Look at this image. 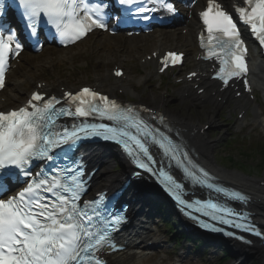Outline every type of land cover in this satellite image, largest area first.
<instances>
[{
  "label": "snow or ice",
  "instance_id": "snow-or-ice-1",
  "mask_svg": "<svg viewBox=\"0 0 264 264\" xmlns=\"http://www.w3.org/2000/svg\"><path fill=\"white\" fill-rule=\"evenodd\" d=\"M118 3L135 5V14L144 20L149 19L145 13L158 10L146 5L175 11L174 5L166 0H118ZM15 4L30 35L37 36L48 28L64 44L81 41L95 28L107 30L109 27L106 11L109 5L103 0H15ZM3 9L0 0V16ZM234 10L264 46V0H241V6ZM199 16L205 28L199 35L203 59L218 62L214 65L213 78L221 81L224 87L234 79L243 78L250 91L246 79L249 71L247 46L233 15L218 0H207L206 8ZM16 37L13 29L0 26V89L5 87L9 60L22 51V44ZM182 57L183 53L175 51L164 53L159 58V70L164 71L169 64L181 63ZM121 74L120 70L116 71L117 76ZM197 75L191 72L188 79ZM142 111L149 113L152 121L158 120L167 128L163 115L153 114L151 109L143 106L124 105L91 87L65 92L61 98L46 97L45 93L36 91L25 105L0 111V172L16 169L28 178L20 191L0 198V264H106L100 253L106 246L115 250L111 233L117 230L124 217L103 207V195L91 201L83 199L85 172L75 162V166L49 169L50 175L43 170L31 171L33 161H53L57 150L67 160L68 152L78 141L93 137L117 142L140 169L158 175L168 193L189 210L186 214L197 220L201 227L228 236L236 235L217 227L216 223H219L262 235L247 214L213 200L192 202L183 198L185 185L166 171L163 163L158 171L154 168L158 162L150 153V144L162 150L170 162H175L184 178L194 185L232 200H246L242 193L229 192L214 183L211 174L194 162L172 135L145 119ZM63 117L79 118L80 122L67 127L58 123ZM90 117L111 123H92L88 120ZM237 238L244 240L243 236Z\"/></svg>",
  "mask_w": 264,
  "mask_h": 264
},
{
  "label": "rangeland",
  "instance_id": "rangeland-1",
  "mask_svg": "<svg viewBox=\"0 0 264 264\" xmlns=\"http://www.w3.org/2000/svg\"><path fill=\"white\" fill-rule=\"evenodd\" d=\"M164 29L167 28L161 29L162 31L160 32H165ZM184 35L186 34L179 29L177 37L172 38L168 44L172 47H177L185 39ZM91 45L92 42L90 40L73 49H69L66 55L72 54V59L71 57H62L63 59L59 61V59L55 58L48 64H42V67L36 70L34 80L31 81L28 86L23 87V89L32 88L31 86L35 80L40 78L50 81L49 84H54L55 86L60 80H66L73 86L86 82L91 83L97 78L106 77L104 76L106 72L110 70L114 63H118L125 67L126 70L133 72L132 74L137 75L136 77L130 78L138 94H140V98L138 97L139 101L153 106H160V99L163 96L168 100L166 107L171 114L176 113L182 117H186L191 121H195L199 126L210 122L211 128L208 129L207 134L213 142L212 152L216 165L228 172H236L253 180H264V165L260 163L262 156L255 151L256 149L251 155H248L249 157H245L240 153L242 150L241 147L225 146L232 134L236 135L238 141L247 139L245 142L249 144L253 142L264 143V129L257 127L256 117L253 112H250L246 122L238 125V122L235 119L232 120L230 112L227 111V105L214 107L209 102L206 104H199L189 97L184 100L180 99L175 92L178 85L173 83L174 77L171 74L162 76L156 75L153 73L154 69L152 67L147 66L143 69L138 63L137 58L139 55L149 52L153 45L147 46L144 51H133L128 55L125 54L126 56L121 54L117 55L116 58H111L108 62H106L105 57L108 49L107 46L101 45L96 48L92 47L91 49ZM59 51L63 55L62 50ZM47 52L48 50L39 56L41 60L48 59ZM191 61L192 58L188 57V63ZM146 71L153 72L150 76H146ZM183 72L184 71L180 73L182 74ZM112 82L114 83V80L109 78V81H107L103 87L109 88ZM26 96L25 94L23 99H25ZM18 104H20V102L15 103L14 106ZM230 106L228 108H230ZM212 117L215 120L214 122L212 121ZM250 150H245V152H251ZM115 154L116 153H113L112 156L110 170L116 175H125L126 168L120 159L114 156ZM230 157L234 159V162L229 160ZM157 203H159V200H153L151 202V204L159 210L160 208ZM166 204L167 203H165V205ZM145 209L148 210L146 207ZM158 210L153 211L156 216L148 219V221L151 222V232L155 234L156 239L159 241L158 246H156L153 251L157 253L156 256H154V258H145L139 263L131 262L128 264L237 263L239 257H234L233 253L239 252L233 246L231 247V253L227 255L225 254V247L228 248V245H220L217 247L208 245L197 249L191 243L187 245L183 242L181 246L175 245L171 241V234L168 233V229H166L164 222L161 221L162 217ZM175 219H177V217L173 214L171 220ZM146 236L148 235L145 234L143 237ZM249 264H263V261L255 256V258L250 260Z\"/></svg>",
  "mask_w": 264,
  "mask_h": 264
},
{
  "label": "bare ground",
  "instance_id": "bare-ground-1",
  "mask_svg": "<svg viewBox=\"0 0 264 264\" xmlns=\"http://www.w3.org/2000/svg\"><path fill=\"white\" fill-rule=\"evenodd\" d=\"M203 0H198L196 5L191 10V17H184L179 21V25L181 28L186 29L187 35L184 36L187 37L181 42L178 47L188 49L189 53L191 48L194 46V39L197 32L196 27V21L194 19V13L197 9L201 7V2ZM188 12V11H185ZM178 32L177 30L172 27L169 30L167 29L165 32H157V33H151V34H140L139 36H131V37H125L124 34L118 33L117 35H108V34H102L97 35L95 42H94V48L98 46H107V51L105 54L106 62H108L111 58H116L117 55H128L130 53L138 52V51H144L147 46L153 45L155 46H165L167 45L169 39L173 37H177ZM155 49V48H153ZM24 54V53H23ZM125 55V56H126ZM191 55V54H190ZM58 53L57 48L51 46L49 54L47 55V58H54V57H61ZM140 56V55H139ZM37 54L27 53L26 58L22 59L19 63L18 70H14L9 74L10 77L14 78V82L12 85L7 86L5 92L2 93V95L6 96V99L8 102H23V96L26 92L25 89H23L20 79L22 78H28V81H32V79L35 77V72L42 66V60L37 58ZM48 61V60H45ZM49 61L48 63H50ZM46 63V62H43ZM151 63V62H150ZM37 67V68H36ZM33 68L35 70H33ZM151 73L148 72L147 75L149 76ZM104 82V80H103ZM256 83L264 88V75L261 79H257ZM113 85V84H112ZM117 85V83H116ZM205 85V84H204ZM203 85V86H204ZM5 89V88H4ZM129 92H133L134 90L131 88L128 89ZM181 92H186L188 97H191L194 99V101L198 102L197 98L198 96L195 94V90L191 88L189 84H185V88L182 91H178V94L180 96ZM209 90L206 89L203 93V96L207 97L208 100L214 101V98L212 96H209ZM181 97V96H180ZM181 99H184L181 97ZM166 97H161L160 99V106L163 109H166V103H167ZM215 103V102H213ZM247 104V102H245ZM215 105V104H214ZM172 119L174 122H176L178 125L183 127L184 131V137L189 141V143L196 149V152L199 154V159L207 165V167L211 168L219 177H221L224 181L233 183L246 191L250 192L254 196V203L251 207L258 213L257 219L262 223L264 227V181H256L253 179H249L239 173L236 172H228L225 169L220 168L218 165H216L213 157L212 152V140L209 138L206 131H202L203 126H199L195 121H191L186 117H182L176 113L172 114ZM212 121L215 120L212 117ZM195 128L198 129L197 132H195ZM97 151H95V155L92 156V161L95 159L97 163L103 162V167H101V171L98 172L99 178H98V189L99 188H106L108 185H116L117 182H119L122 177L120 174H114L110 170V166L112 164V151L110 149H103L97 148ZM121 161L128 165V161L125 160V158H121ZM136 188L131 192V198L136 201V210L139 212L138 217H142L143 220L138 219L136 220L135 224L133 225V228L130 230L129 233H127L124 236V239L128 240L127 243V250L124 251L121 254L115 255L110 259V264H126L127 257H131V259H135L143 252L141 243H138L140 241L141 235L140 232L148 230V228H141V224L145 222L144 212L140 214L142 211V207L144 203H141L137 201L139 199L138 193H144L146 192V196L153 197L154 195H150V193H156L157 188L155 184L149 181H141L135 183ZM147 193H149L147 195ZM142 206V207H141ZM135 210V213L137 212ZM137 216V215H136ZM238 250L237 255L239 256V259L237 263L235 264H249L250 260L252 258L259 257L264 264V246H253L250 248H240L237 246H233ZM144 249V248H143Z\"/></svg>",
  "mask_w": 264,
  "mask_h": 264
},
{
  "label": "trees",
  "instance_id": "trees-1",
  "mask_svg": "<svg viewBox=\"0 0 264 264\" xmlns=\"http://www.w3.org/2000/svg\"><path fill=\"white\" fill-rule=\"evenodd\" d=\"M232 142H233V141H228L227 144H226V146H229ZM260 151H261V152H264V149L261 148ZM240 152H241V154L244 155V156L249 155L247 152H245V149H242ZM229 160H231V161L234 162V159H233L232 157H230ZM260 163H261V165H264V156H263V158L261 159V162H260ZM164 214L166 215V213H164ZM170 226L172 227V224H170Z\"/></svg>",
  "mask_w": 264,
  "mask_h": 264
},
{
  "label": "water",
  "instance_id": "water-1",
  "mask_svg": "<svg viewBox=\"0 0 264 264\" xmlns=\"http://www.w3.org/2000/svg\"><path fill=\"white\" fill-rule=\"evenodd\" d=\"M254 239H255V238H254ZM217 240H218L219 242L226 243V244H229V242H230V241L224 240V239H222V238H217ZM255 241L258 242V243H262L259 239H255Z\"/></svg>",
  "mask_w": 264,
  "mask_h": 264
}]
</instances>
